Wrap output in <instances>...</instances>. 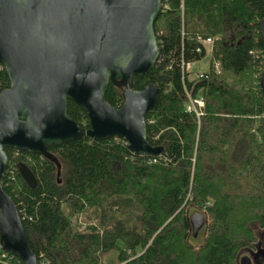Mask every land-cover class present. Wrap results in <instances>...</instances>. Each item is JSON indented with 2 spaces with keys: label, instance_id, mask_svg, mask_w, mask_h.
Returning a JSON list of instances; mask_svg holds the SVG:
<instances>
[{
  "label": "trees",
  "instance_id": "16d2710c",
  "mask_svg": "<svg viewBox=\"0 0 264 264\" xmlns=\"http://www.w3.org/2000/svg\"><path fill=\"white\" fill-rule=\"evenodd\" d=\"M262 20L264 0H169L162 8L154 26L158 62L134 79L137 90L149 83L160 88L146 118L149 141L164 148L158 157L135 155L117 137L85 136L49 148L50 156L6 148L10 165L2 183L39 261L101 264L105 253L117 250L120 264H240L239 256L255 247L254 225L264 227L260 75L253 84L256 66L264 67ZM199 35L214 39L212 59L221 61L222 71L189 81L183 61L206 55ZM184 79L205 97L200 122L186 110ZM8 86L0 64V90ZM106 99L120 107L122 89L111 83ZM69 115L89 127L88 113L72 100ZM21 162L36 187L23 178ZM190 207L207 220L195 245ZM4 251L9 258L0 264H24Z\"/></svg>",
  "mask_w": 264,
  "mask_h": 264
},
{
  "label": "water",
  "instance_id": "95a60500",
  "mask_svg": "<svg viewBox=\"0 0 264 264\" xmlns=\"http://www.w3.org/2000/svg\"><path fill=\"white\" fill-rule=\"evenodd\" d=\"M162 0H0V64L9 86L0 90V239L24 264H39L20 210L4 189L6 148L50 156L49 148L85 136L124 139L135 155L159 156L148 139L147 115L160 88H134L160 56L155 22ZM264 41V20L261 21ZM122 89L120 107L106 99L109 85ZM264 93V71L260 79ZM72 100L88 113L89 127L69 115ZM18 168L32 187L29 166ZM194 235L206 224L191 218ZM240 264H253L244 255Z\"/></svg>",
  "mask_w": 264,
  "mask_h": 264
},
{
  "label": "built area",
  "instance_id": "2783aa9c",
  "mask_svg": "<svg viewBox=\"0 0 264 264\" xmlns=\"http://www.w3.org/2000/svg\"><path fill=\"white\" fill-rule=\"evenodd\" d=\"M169 6V0H163V7H168ZM182 34H185V31L182 30ZM197 40L202 43L203 45H213L214 43V39L212 37H207L204 38L202 36H197ZM203 51V47L198 48V52H202ZM190 61H183L182 63V71L183 74L186 76L187 80L189 81H193L196 79H202V78H206L208 77L207 73H199L197 74L195 77L190 78ZM213 70L216 73H220L222 71V63L220 60L215 59L213 62ZM187 80L184 79V85H185V91L187 94V101H186V110L187 112H191L194 113L196 115V117L200 119L201 117L204 115L205 112V105H206V101L205 98L202 94L197 93V94H193V92L187 87ZM264 115V114H263ZM16 155L18 154V152L15 153ZM23 220V217H21ZM6 258H9V255L6 251L3 250L2 248V244L0 241V260H4ZM12 258V256H11ZM40 264H50L48 261H46L45 259H41L40 260Z\"/></svg>",
  "mask_w": 264,
  "mask_h": 264
},
{
  "label": "rangeland",
  "instance_id": "374dc122",
  "mask_svg": "<svg viewBox=\"0 0 264 264\" xmlns=\"http://www.w3.org/2000/svg\"><path fill=\"white\" fill-rule=\"evenodd\" d=\"M211 51L210 49L207 50L206 52V55L201 59V60H198V61H194L192 63H190V70L191 72L193 73V75H196L198 73H201V72H207L209 71L210 69V66H211ZM261 64V63H260ZM263 67H260V66H256V73L254 75V80H253V84L256 85L259 81L256 80L258 78V76L260 75L261 76V73L263 72ZM228 76V75H226ZM227 81H230V82H236V80H232V79H228L226 78ZM255 131V130H253ZM259 139H261V137H259ZM227 164H229V162H227ZM222 168V167H220ZM225 185V183H224ZM224 187H227V186H224ZM223 187V188H224ZM235 190V189H234ZM188 209H191L188 208ZM197 212H202L200 210L198 211H195V210H190V218L191 216L194 214V213H197ZM235 218V216H234ZM82 222V225H80L81 228H84L85 227V221L84 219L81 221ZM191 223V221H190ZM192 226V225H191ZM255 230V233L257 234V238L255 241H253V244H259L261 246V248H264V227L261 228L257 225H254V228ZM204 232H205V226L200 230V233L197 236H193V229H192V233H191V236H190V242L192 244H199V243H202L203 239H204ZM245 255V252H243L240 256H239V263L241 261V258ZM101 264H120L119 263V260H118V252L117 250H112V251H109L107 253H105L103 256H102V262Z\"/></svg>",
  "mask_w": 264,
  "mask_h": 264
},
{
  "label": "flooded vegetation",
  "instance_id": "af4514ba",
  "mask_svg": "<svg viewBox=\"0 0 264 264\" xmlns=\"http://www.w3.org/2000/svg\"><path fill=\"white\" fill-rule=\"evenodd\" d=\"M199 233L200 231L198 232L197 237ZM245 255L250 256L253 264H264V248H261L259 244L255 245V247L253 246L252 248H249L245 252Z\"/></svg>",
  "mask_w": 264,
  "mask_h": 264
}]
</instances>
